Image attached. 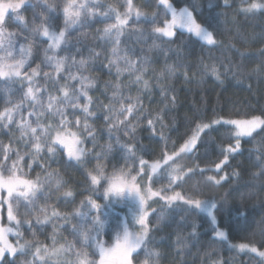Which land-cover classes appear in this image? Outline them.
<instances>
[{
	"label": "trees",
	"instance_id": "trees-1",
	"mask_svg": "<svg viewBox=\"0 0 264 264\" xmlns=\"http://www.w3.org/2000/svg\"><path fill=\"white\" fill-rule=\"evenodd\" d=\"M29 2L34 7L28 6L21 10V15L31 27L33 12L41 11L43 0H29ZM67 2L68 0H48V3L58 5L61 10ZM170 2L182 7L192 0H170ZM195 2L202 9L200 13L202 19L216 17L214 27L219 34L214 33L217 41L215 45H208L194 34L180 29L177 31L182 34L171 41L166 37L160 39L151 37L146 41L143 39L138 41L136 37L139 32L121 37L119 54L122 58L126 56L138 68L147 70L143 75V79L149 81L147 89H144L143 84L132 83L135 75L140 73L130 77L123 59L120 61V67L125 69L124 74L118 79L115 75V67L111 68V74L109 73V61L115 57L111 54L113 47L111 40L104 36L102 30L108 24L115 23L114 12L110 13L109 19L90 18L83 25L76 26V32L70 33L69 39L76 37L77 33L80 34L79 38L71 40V43L64 46L61 53L59 52L60 54L57 53L58 56L68 57L67 67L70 72L74 68L76 75L81 73L83 76L90 75L94 87L89 88V96L93 101L98 98L105 106L110 105L114 109V114L111 115L117 124L119 121L115 120V115L119 113L121 104L128 107L126 98L131 97L132 102L135 103L139 96L143 106L140 116L144 118L130 119L134 122V134L130 131L126 136L123 131H113L109 136L103 119L104 110L98 104H94V111L99 113V118H90L87 121L96 130V148L94 156L90 158L91 162L80 167L52 164L49 170L53 168L61 170V174L65 176L60 177L66 182V189L70 188L75 192L77 205H81V201L88 196L95 198L99 194L85 195V189L89 188L85 178L86 172L92 171L97 164H101L105 167L106 174L111 175L114 166L121 168L125 164V158L129 154L121 148V145L126 141L138 145L135 161L132 158L130 161L139 168L140 159L149 162L161 159L162 150L172 153L173 145L178 151L184 140L192 134L190 129L194 128L191 124L194 115L200 117L197 123L201 121L210 123L216 119H245L247 113L255 110V114L259 115V109L264 108V72H253V69H258L264 64V53L261 52V49H264V10L249 13L241 11L252 0H227L226 3L225 0H195ZM100 3L104 7L97 11H107L109 5L120 13L127 10L126 0H100ZM132 4L133 13L129 18L127 29L147 30L153 26L149 22L151 18L146 16L148 18L146 20L145 15L137 20L136 10L151 16L158 12L159 21L165 18L163 8L157 7L158 0H132ZM57 16L55 23L62 27V11H58ZM6 30L20 31L11 20ZM21 35L27 37V40H20V43H29L31 47L29 67L26 70L40 65V70L46 67V72L55 76L52 67L45 61V49L48 48L49 40L28 31L22 32ZM84 53L90 60L89 68L75 67L81 58L84 59ZM94 53H99V56ZM52 54L49 50L48 55ZM73 58L76 63H73ZM213 67L220 73L219 79L212 74ZM169 68L172 69L171 73L168 71ZM38 80L39 84H44L42 77ZM69 83L76 82L69 81ZM118 83L121 86L120 93L125 99L116 102L110 98L113 97L115 85ZM64 84L65 81L61 79L59 85L62 87ZM48 86L53 95H62L51 89V81ZM76 87H79L78 83ZM160 89L167 92V97L173 95L176 97L174 106L161 94ZM22 96L19 83L0 77V112L6 108L12 109L14 119L23 114L24 119L27 120L29 118L27 112L31 111L27 102L20 110L21 113H15L14 106L21 103ZM84 102L82 99L81 103ZM165 108L169 111L163 116L161 124L157 122L156 117ZM78 115L83 123L84 115L82 113ZM149 118L153 120L155 132L147 125ZM119 119L122 120L124 117L121 116ZM17 122H21V119ZM133 126L129 125V129L131 130ZM72 130L76 129L72 128ZM253 136L254 138H241L240 152L230 155L228 164L219 173L215 170L214 164L223 159L221 153L228 144H235L234 127L230 125H215L209 130L208 135L203 136L205 143L199 151L190 157L182 154L176 160L181 167L178 171H182L183 178L178 181L181 186L175 190L198 199L212 198L217 204L218 221L214 224L199 210L186 211L184 205L174 206L171 210L165 209L162 213L160 209L156 211L164 219L157 220L155 215L150 216V223L157 230L153 231V242L148 247L160 253L157 258L158 264H264V257L248 249L240 250L238 247L240 244H246L250 247L264 248V177L253 176L260 171L257 163H264L260 160V154L264 152V135L254 133ZM26 140L27 136L21 140V132L15 127L12 130L0 128V144L8 145L11 142L13 149L18 148L21 154L28 151L25 147ZM109 144L112 145L111 151L108 150ZM86 147L91 149L92 144L89 143ZM95 155L103 158L98 161L94 158ZM121 156H123L122 160L119 159ZM12 159L15 160L16 157L13 156ZM27 163L30 164L31 160ZM41 163L45 161L41 160ZM188 168L205 171L203 176L197 171L192 174L191 179H187L185 174ZM33 169L35 171L34 167ZM26 170H28L27 166ZM225 174L229 179L222 185L204 183L210 176L219 179ZM53 178L55 179L54 176ZM193 186L197 187L192 188ZM99 201L102 203V200ZM71 209L72 207L68 206L65 210ZM61 220H54L51 226H55L56 229V222L59 224ZM66 223L71 224L69 221ZM219 230H224L227 236L225 238L217 236ZM178 238L181 240L179 244ZM177 251L180 252L179 256L176 254ZM20 258L21 256L16 260Z\"/></svg>",
	"mask_w": 264,
	"mask_h": 264
},
{
	"label": "snow or ice",
	"instance_id": "snow-or-ice-1",
	"mask_svg": "<svg viewBox=\"0 0 264 264\" xmlns=\"http://www.w3.org/2000/svg\"><path fill=\"white\" fill-rule=\"evenodd\" d=\"M226 2L227 0H225ZM28 6L34 7V5H30L29 0H17L15 3L7 4L0 3V52L3 53V55H0V76L21 85L23 93L21 103L16 104L14 107L19 111L23 108L24 103L27 102L28 108L31 109V111L27 112V116L32 118L31 122L25 121L23 114H21V122H17L13 117L12 109L6 108L3 112H0V128L12 130L15 127L21 132V140H24L25 136H27L25 147L28 149L24 155H21L18 148L13 149L11 142L8 145L0 144V212L6 211L7 221L10 224L8 227L0 225V264H17L15 259L17 255L24 257L31 255L32 257L31 260H22L21 264H51L53 257L61 256L65 257L62 264H158L157 258L160 253L148 247L153 242L152 233L157 229L152 227L148 218L150 215H155L157 220H163L164 217L157 213L155 209L151 212L149 211L148 200L158 198L154 202L160 204L161 213L165 209L171 210L174 206L179 205L186 206V211H205L217 208L212 198L201 201L195 196H187L175 190L181 186L178 181L183 178L177 168L173 167L176 158L181 154L190 157L199 151L205 143L203 136L208 135L209 130L213 129L215 125L233 126L235 128V144H228L227 148L221 153L223 159L219 163L214 164L215 170L219 173L228 164L229 156L240 152L241 138H254V133L256 135H264V108L259 109V115L255 114V110L247 113L245 119H216L210 123L202 121L197 123L200 117L194 115L191 120L194 128L190 129L192 134L188 139L184 140L179 150H175V145H173L171 154L166 150H162L161 159L151 165L153 173H156L157 169H159V176H152L145 172L143 166L147 162L144 159L139 160L141 165L140 172L142 173L141 179L146 177L149 181V185L143 192L141 187L138 186L137 176L131 175L130 171L114 166L112 174L108 175L105 167L97 164L92 171L85 173V178L89 184L88 191L93 194L99 193L103 203L93 199L90 195L81 201V208L87 209V211L77 208L72 213L62 215L54 206L51 207L50 212L47 206L37 208L36 201L40 197L45 196V187L50 184L53 176L57 177V190L61 186L66 185L59 172L49 171L53 163L69 167H80L91 162L90 158L94 156L96 148V130L87 121L90 118H99V113L94 111V104H98L104 110L103 119L105 120L109 136H111L113 131H123L126 136L129 135L130 131L134 134L135 126L131 130L129 129V117L132 119L144 118L140 116L143 112L141 97L138 96L135 103L132 102L131 97L123 98L120 93L121 86L119 83L115 85L113 97L110 99L116 102L125 99L128 107H124L121 104L119 113L115 115V120L119 121L118 124L114 121L113 115H111L114 114V109L110 105L105 106L98 98L93 101L92 97L89 96L88 90L94 87V84L82 73L80 75L72 74L67 67L68 57H61L57 54L58 50H62V45L67 46L71 43L69 39L70 29L83 25L90 18L101 17L109 19L110 13L114 12L115 23L108 24L102 30L104 36L111 40L113 45L111 54L115 57V59L109 61V73L111 74V68L113 67L116 68L115 75L118 79L124 74L125 69L130 77L135 73H140L135 75L132 83L135 85L143 84L144 89H147L149 81L143 79V75L146 74L147 70L138 68L126 56L123 58L120 56L119 45L121 37L126 34L135 35L139 32L136 37L138 41L141 39L146 41L151 37H156L157 39L166 37L171 41L177 35L182 34L177 31V29H180L186 30L189 34H194L208 45H215L217 43L214 35L216 33L214 27L216 17L202 19L200 16L202 9L195 0H192L191 3H186L182 7L175 6L170 0H158L157 7H162L164 11L165 18L163 20L157 21L159 15L157 12L153 13L149 21L153 25L150 29H127L126 26L129 25V18L133 13L132 0H126L127 10L124 13H120L110 5L107 11H97V9L104 7L100 0H68L62 10L58 5L50 4L48 0H43L41 11L33 12V24L29 27L26 18L21 15V10ZM257 10H264V2L252 0L247 7L241 9L245 13ZM58 11H62V27L55 23L58 19ZM135 16L139 20L144 14L136 10ZM144 18L148 20L146 16ZM10 20L20 31L8 30L6 32ZM36 21H39V23H36ZM25 31L40 35L50 41L48 48L45 49V61L53 68L55 76L49 72H41L40 65L26 70L29 67V54L31 52V47L26 43H20L21 58L15 59L13 49L18 41L27 40V37L21 35ZM218 34L216 33V35ZM49 50L52 51V55H48ZM261 52L264 53V49H261ZM94 55L99 56V53H94ZM10 59L13 60V63H8ZM122 59L125 69L120 67ZM73 63H76L74 58ZM78 63L83 68L87 61L81 58ZM168 71L171 73L172 69L169 68ZM211 71L217 79L220 78V73L215 67ZM65 72H67V75H64ZM253 72H264V64L258 69H253ZM40 77L44 80L42 85L39 84L38 78ZM61 79L65 81L62 87L59 85ZM49 81H51V89L62 95L56 96L52 94L48 86ZM69 81L78 83L79 87H76V83H69ZM160 91L166 99H169V103L174 106L176 97L173 95L169 98L164 89H160ZM43 97L47 98L46 104ZM82 99L85 101L84 103H81ZM37 105L40 106L39 111L36 108ZM168 111V108L162 110L156 117L157 122L162 124L163 116ZM78 113L84 115L83 123ZM69 116L74 118L69 119ZM121 116L124 119L120 120L119 117ZM147 125L150 130L155 132L151 118L147 119ZM72 128L76 130L70 131ZM89 143L92 144L91 149L86 147ZM166 147L167 145H165ZM111 148L112 145L109 144L108 150L111 151ZM121 148L135 161V152L138 149V145L132 144L131 141H126L121 145ZM13 156L16 157L15 160L12 159ZM35 157L40 159H35ZM94 158L99 161L103 157L95 155ZM28 160H32L41 169L43 177L37 174L35 179L21 178L23 175L21 162L30 171L34 170L32 164L27 163ZM41 160L45 161V163H41ZM260 160L264 161V152H261ZM257 166L260 167V171L253 174L254 178L264 177V163L258 162ZM197 171L203 176L205 170L188 168L185 174L187 179H191L192 174ZM18 172L21 174L17 175ZM236 175H239V173H236ZM161 177L167 179L166 186L153 190L151 185L159 183ZM228 179L227 174L220 176L219 179L215 176H210L204 183L218 186L222 185L223 182H227ZM72 195L73 193L70 190L63 193L64 198ZM21 199L25 202L26 208H32L40 213V215L36 216L34 222L18 219L14 214V204ZM47 199L45 196L46 201ZM128 201H132L134 205L130 211L133 213L135 223L140 227L139 232L130 231L127 223L122 224L117 219L119 215L117 206L125 205ZM41 216L43 219H41ZM70 217L77 219V223L72 224V235L76 238L74 242H65V244L57 247L56 245L59 242L53 235L50 238L52 240L51 249L37 241L24 240L23 243H20L23 239L21 228H26L27 231L32 232L34 226H43L53 220L60 219L68 222ZM212 219L215 222L214 215ZM106 229L107 231H105ZM9 234L16 236V244L8 240ZM32 234L35 236L34 232ZM101 235H106L108 241L100 239ZM216 235L221 238L226 236L223 231L217 232ZM177 243H181L179 238ZM238 247L240 250L248 249L253 253H258L260 257H264V251L258 252L256 247L249 248L246 244H240ZM32 249L35 250L32 251ZM176 254L179 256L180 252L177 251ZM142 255L145 256L144 261L140 260ZM97 256L99 257L98 260L95 258ZM9 257H12V259H9ZM67 257H73L74 259H68Z\"/></svg>",
	"mask_w": 264,
	"mask_h": 264
},
{
	"label": "rangeland",
	"instance_id": "rangeland-1",
	"mask_svg": "<svg viewBox=\"0 0 264 264\" xmlns=\"http://www.w3.org/2000/svg\"><path fill=\"white\" fill-rule=\"evenodd\" d=\"M0 3H3V4H7V3H15L14 0H0ZM145 16H147L148 18H151L152 16L149 15V14H144ZM160 19H157V21H159ZM8 30H6L7 32ZM76 32V28H73V29H70V33H75ZM80 34L77 33V36L72 38L71 40L75 39V38H79ZM21 41H18L16 43V48L17 49H13V55L15 57V59H20L21 58V54H20V43ZM50 42V41H49ZM29 43H27L28 45ZM63 45H62V50H63ZM61 50H58V54H60ZM60 52V53H59ZM31 53V52H30ZM0 55H3L2 52H0ZM31 55L29 54V57ZM84 56V60L87 61L86 65L83 67V69H87L89 68V58H86L85 57V53L83 54ZM72 59V58H71ZM8 63H13V60H8ZM48 63V62H47ZM67 66H68V62H67ZM79 63L76 64L75 67H78L79 68ZM50 67V66H49ZM71 67V66H69ZM43 70H41L42 72H46V67H43L42 68ZM53 69V68H52ZM74 68H72L71 70V73L76 75V73L73 71ZM7 70V69H5ZM67 75V72L64 73V75ZM1 78L3 79H6L5 77H2L0 76ZM85 77L88 78V80H90V75H86ZM39 79V78H38ZM45 103H46V97H43ZM37 110L39 111L40 110V106L37 105L36 106ZM15 113H21L20 110H16ZM73 117L72 116H69V119H72ZM21 119V117H17L15 118L16 121H19ZM132 119L131 117H129V120ZM137 120H139L140 118H136ZM134 119V120H136ZM25 120V119H24ZM32 118H28L27 120L25 121H28V122H31ZM133 123L131 120H130V126H133ZM33 126H35V124H33ZM17 130V129H16ZM70 131H75V130H72L70 129ZM234 134H235V128H234ZM25 153L22 152L21 155H24ZM171 154V153H169ZM182 155V154H181ZM181 155L179 157H181ZM178 157V158H179ZM39 158V157H37ZM36 158V159H37ZM130 158L129 155L127 156V159H126V162L124 165L121 166V168H123L125 171H130L131 172V175H135L137 176V182H138V186L141 187V190L142 192L146 190V187L149 185V181L147 180V178L145 177L144 179H141V176H142V173L140 172V169H141V166L138 168L137 166H134L133 167V163H131L130 161ZM176 158V160L178 159ZM119 159H123V156H121ZM160 160V159H158ZM158 160H154L152 162H149V161H146L147 164L145 166H143V169L145 172H147L149 175H152V176H159V169H157V172L156 173H153L151 171V165L153 163H155L156 161ZM32 164V168L34 167L35 168V171L31 170L28 168V170H26V166L23 162H21V172L23 173V175L21 176V178H24V179H35L37 174H40L42 176V171L39 167H37L31 160V163ZM173 167L177 168V170L179 168H181L179 166L178 163L175 162V164L173 165ZM55 168H53L52 170H49V171H54V172H59L60 173V176H65L63 174H61V170H54ZM181 170V169H180ZM38 171V172H37ZM181 175H182V171H178ZM21 173H17V175H20ZM6 175V174H5ZM55 177V176H54ZM56 181H57V177H55V179L52 177L51 178V182L49 185H46L45 187V196L48 198L47 201L45 200V196H42L40 197L37 201H36V207L37 208H42V207H45L47 206L49 208V212H50V209L52 206H54L55 208H57L59 210V212L63 215V214H68V213H72L74 212L77 208H81V205H77L76 204V197H75V192L70 190L69 189H66V185H63L59 188V190H57V186H56ZM167 184V179L166 178H163L161 177L160 178V182L157 183V184H154V185H151V187L153 188V190H158L160 189L161 187L163 186H166ZM197 186H193L192 188H196ZM72 191L73 195L71 197H67V198H64L63 197V193L65 191ZM176 191H179V190H176ZM181 192V191H180ZM91 193L88 191V189H85V195H90ZM97 194V193H96ZM171 194V193H169ZM89 197V196H88ZM93 199H97V200H102L100 198V194H98L95 198L92 197ZM209 197L207 198H201L200 200L201 201H205V200H208ZM154 200H158V198H154V199H150L148 200V204L150 205V208H149V211L151 212L153 209H155L156 211H159L160 209V204L159 203H156L154 202ZM102 203H103V200H102ZM162 203V202H160ZM216 203V202H215ZM217 205V204H216ZM68 206H71L72 209L71 210H65L66 207ZM133 203L132 201H128L127 204L125 205H119L117 206V210L119 212V215L117 216V219H119L121 221L122 224L124 223H127L128 226H129V230L130 231H135V232H139L140 231V227L139 225H137L135 223V220L133 218V213L132 211H130L131 208H133ZM14 209H15V212L14 214L17 216L18 219H21V220H30V221H35V218L36 216L40 215V213L38 211H34L32 208H26L25 207V202L23 201V199H21L20 201H18L16 204H14ZM82 211H87V209H83L81 208ZM178 210H180L178 208ZM201 211V210H199ZM202 213H205V215L207 217H209V219L212 220L213 222V215L215 216V222L214 224L217 223V215H216V209H208V210H205V211H201ZM151 216V215H150ZM150 216H149V222H150ZM41 219H43V217L41 216ZM54 222V220L51 222V223H48V224H45L43 226H34L33 229H32V232H29L26 230V228H21L20 231L23 233V239L20 241V243H23L24 240H27V241H37L39 242L41 245H47L49 247V249H51V246H52V240L50 239L51 237H53V235H55V239L59 242L56 246L59 247L60 245L62 244H65V242H74L75 241V237L72 235V224L74 223H77V219H73L70 217V220L69 222L71 223L70 225H68L64 220H61V222H59V224L56 222V225H57V228L55 229V226H51V224ZM81 222H87V221H81ZM0 225H3L5 227H8L10 226L9 222L7 221V215H6V211L4 212H0ZM215 228V226H214ZM107 231V229L105 230ZM220 231H223L225 232L224 230H219L218 232ZM35 233V236H33L32 233ZM226 234V232H225ZM227 236V234H226ZM225 236V237H226ZM224 237V238H225ZM8 240L13 243V244H16L17 242V238L15 235H12V234H9L8 235ZM100 239L102 240H105L106 242L108 241V237L106 235H101ZM77 247H79V245H77ZM249 248H251L249 246ZM258 249V252L259 251H264V248H257ZM35 249H32V251H34ZM258 255V253H257ZM259 256V255H258ZM20 257V255H17L16 258ZM15 258V259H16ZM68 259H74L73 257H67ZM91 258V257H90ZM97 260L99 259V257H95ZM9 259H12V257H9ZM24 259H28V260H31L32 257L31 255H28L27 257H24V256H21V258L18 260H16L17 264H21V261L24 260ZM65 259V257L61 256V257H53L52 258V262L51 264H62V261ZM140 260L141 261H144L145 260V256H141L140 257Z\"/></svg>",
	"mask_w": 264,
	"mask_h": 264
}]
</instances>
